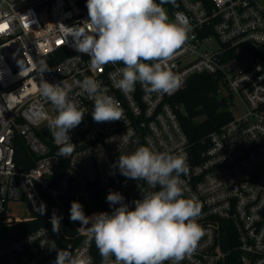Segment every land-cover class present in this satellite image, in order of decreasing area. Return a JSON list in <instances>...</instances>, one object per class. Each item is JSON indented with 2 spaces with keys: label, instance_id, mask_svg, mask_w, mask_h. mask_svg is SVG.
Returning a JSON list of instances; mask_svg holds the SVG:
<instances>
[{
  "label": "built area",
  "instance_id": "built-area-1",
  "mask_svg": "<svg viewBox=\"0 0 264 264\" xmlns=\"http://www.w3.org/2000/svg\"><path fill=\"white\" fill-rule=\"evenodd\" d=\"M179 2L170 15L173 22L178 14L187 19L189 38L168 66L182 86L163 94L139 82L122 92L115 80L123 64L97 70L88 55L76 51L68 27L89 19L80 0H0V264H53V244L86 264H115V257L105 261L100 255L86 227L70 220L64 203L97 204L86 216L111 214L110 192H119L131 210L134 201L159 190L116 167L121 152L139 146L187 157L184 197L199 202L203 235L181 264H264V0ZM40 62L51 69L44 79L66 83L69 98L87 111L69 132L74 145L68 156H57L61 145L48 123L57 112L40 95ZM195 74L218 80L216 92L227 97L230 110L245 109L241 116L231 111L203 148L191 145L172 102ZM86 76L119 102L122 120H93V101L80 88ZM126 134V141L120 138ZM19 139L30 154L21 165L15 160ZM23 202L27 214L16 208ZM48 203L58 205L65 219L61 238L52 231L51 217L40 214Z\"/></svg>",
  "mask_w": 264,
  "mask_h": 264
},
{
  "label": "clouds",
  "instance_id": "clouds-1",
  "mask_svg": "<svg viewBox=\"0 0 264 264\" xmlns=\"http://www.w3.org/2000/svg\"><path fill=\"white\" fill-rule=\"evenodd\" d=\"M169 0H87L88 20L68 27L78 53L90 57L91 67L102 70L108 64H123L117 70L115 87L130 92L139 82L149 91L172 94L182 86V78L168 66L169 61L188 40L190 27L179 14L175 22L163 7ZM40 76L39 92L55 108L57 115L49 120L54 139L60 144L57 156L71 155L73 143L69 132L77 127L87 112L69 98V86L46 81L43 74L51 71L45 62L36 66ZM80 88L93 101L92 118L97 123L122 120L123 110L108 90L92 77H85ZM127 140V134L120 137ZM116 141L115 138H111ZM125 177L144 180L159 190L143 195L129 208L119 192H110L107 201L111 214L101 212L86 216L83 206L73 201L70 220L87 228L100 255L115 264H181L195 251L203 230L197 218L201 206L194 198L184 197L182 175L189 171L184 154L154 152L139 146L130 154L121 152L116 162ZM116 205H119L116 207ZM46 206L41 205L40 214ZM62 217L54 212L50 218L52 231L60 232ZM53 264H86L67 249L57 250Z\"/></svg>",
  "mask_w": 264,
  "mask_h": 264
},
{
  "label": "trees",
  "instance_id": "trees-1",
  "mask_svg": "<svg viewBox=\"0 0 264 264\" xmlns=\"http://www.w3.org/2000/svg\"><path fill=\"white\" fill-rule=\"evenodd\" d=\"M157 2L159 3V0ZM86 3L87 0H80V5L85 9H87ZM163 7L173 11L180 8L181 5L179 0H169ZM218 86V80L212 75L195 74L189 78L186 87L172 99V102L178 105V119L194 148H203L209 134L232 118L227 97L218 95L216 92ZM15 160L19 165L23 164L24 160H30V154L21 139L16 142ZM79 203L83 206L85 214L98 207L97 204ZM64 205L70 211L71 203H64ZM54 212L57 216L62 217L61 226L64 231L67 230L60 207L48 203L45 211L46 217H51ZM62 234L59 232V238Z\"/></svg>",
  "mask_w": 264,
  "mask_h": 264
},
{
  "label": "rangeland",
  "instance_id": "rangeland-1",
  "mask_svg": "<svg viewBox=\"0 0 264 264\" xmlns=\"http://www.w3.org/2000/svg\"><path fill=\"white\" fill-rule=\"evenodd\" d=\"M213 46L217 47V44L214 43ZM231 111L235 116H241L245 113V109L242 106H240L239 108H232ZM16 208L18 209L19 214L28 213V205L25 202L19 204L18 206H16Z\"/></svg>",
  "mask_w": 264,
  "mask_h": 264
},
{
  "label": "water",
  "instance_id": "water-1",
  "mask_svg": "<svg viewBox=\"0 0 264 264\" xmlns=\"http://www.w3.org/2000/svg\"><path fill=\"white\" fill-rule=\"evenodd\" d=\"M165 9H166V11H167V13H168L169 19H170L171 21H173L171 15H170V10H169V8H165ZM26 65H27V63H26V62H23V64H21L20 67H24V66H26Z\"/></svg>",
  "mask_w": 264,
  "mask_h": 264
}]
</instances>
